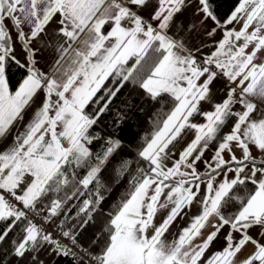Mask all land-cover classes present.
I'll return each instance as SVG.
<instances>
[{
	"label": "crops",
	"instance_id": "obj_1",
	"mask_svg": "<svg viewBox=\"0 0 264 264\" xmlns=\"http://www.w3.org/2000/svg\"><path fill=\"white\" fill-rule=\"evenodd\" d=\"M3 37L31 72L10 93L0 47V219L4 193L33 204L94 91L155 38L164 53L142 86L177 103L142 150L152 171L115 216L104 264H264V0H240L222 23L205 0H0ZM243 181L256 191L227 223L217 206Z\"/></svg>",
	"mask_w": 264,
	"mask_h": 264
},
{
	"label": "trees",
	"instance_id": "obj_2",
	"mask_svg": "<svg viewBox=\"0 0 264 264\" xmlns=\"http://www.w3.org/2000/svg\"><path fill=\"white\" fill-rule=\"evenodd\" d=\"M239 1L205 0L217 23H222ZM108 27L106 24L104 31ZM0 47L5 54L3 74L13 93L31 71L7 54V37L0 40ZM163 53L154 38L141 54L130 56L111 69L82 109L86 126L72 154L45 183L32 204L58 209L83 185L59 227L68 229L74 242L90 255L105 256L111 248L115 216L152 171L142 150L176 106L177 99L169 93L150 94L142 86ZM207 175L210 174L200 177ZM255 191L256 185L249 181L236 183L219 202L217 213L225 222L234 223ZM28 230L27 220L11 212L0 219V264H86L76 258L55 255L53 242L38 235L26 241ZM248 264L258 262L252 260Z\"/></svg>",
	"mask_w": 264,
	"mask_h": 264
},
{
	"label": "built area",
	"instance_id": "obj_3",
	"mask_svg": "<svg viewBox=\"0 0 264 264\" xmlns=\"http://www.w3.org/2000/svg\"><path fill=\"white\" fill-rule=\"evenodd\" d=\"M139 31H147L149 24L146 20H139L136 24ZM193 68L203 69L207 67L204 60H195ZM232 99L235 102H246L252 104L244 94L234 89ZM4 171V164L0 162V174ZM83 190V185L77 187L71 197L58 209L52 206L35 207L33 205L21 206L16 201V198L10 193H4L3 197L7 208L11 213L19 218L27 220L29 227L34 231L35 235L40 236L53 242L54 252L57 256H68L84 261L86 264H104L105 257L103 255H90L84 248L77 245L73 236L68 229H61L59 224L66 213L68 207L80 195Z\"/></svg>",
	"mask_w": 264,
	"mask_h": 264
},
{
	"label": "rangeland",
	"instance_id": "obj_4",
	"mask_svg": "<svg viewBox=\"0 0 264 264\" xmlns=\"http://www.w3.org/2000/svg\"><path fill=\"white\" fill-rule=\"evenodd\" d=\"M146 91H147V90H146ZM147 92H148V91H147ZM34 236H35L34 231H33L31 228H29V230H28V235H27V237H26V241L32 239Z\"/></svg>",
	"mask_w": 264,
	"mask_h": 264
}]
</instances>
